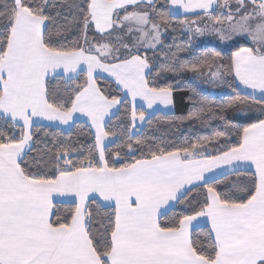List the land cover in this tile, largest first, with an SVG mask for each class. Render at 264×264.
<instances>
[{"label": "snow or ice", "instance_id": "1", "mask_svg": "<svg viewBox=\"0 0 264 264\" xmlns=\"http://www.w3.org/2000/svg\"><path fill=\"white\" fill-rule=\"evenodd\" d=\"M189 73L211 132L138 135ZM0 264H264V0H0Z\"/></svg>", "mask_w": 264, "mask_h": 264}, {"label": "trees", "instance_id": "2", "mask_svg": "<svg viewBox=\"0 0 264 264\" xmlns=\"http://www.w3.org/2000/svg\"><path fill=\"white\" fill-rule=\"evenodd\" d=\"M59 3L60 0H57ZM165 45H176L179 47H183L185 49L188 48V37L182 34L181 29L177 28L175 33L169 31L166 34L164 39ZM176 49L173 48V51ZM214 50L212 45H202V46H194L192 44L191 51L183 52L182 59H197L201 56L205 51ZM166 81L162 80L161 84H164ZM103 85V82H101ZM202 84H205L204 77H193L192 74L185 75L182 79H180L179 87L177 91L174 93L175 104L174 111L172 113H163L156 112L155 114L148 116V119L151 120V124L144 123L143 127L138 129L137 134L140 136L148 135L156 137H163L166 140H176L180 142L184 136H193L194 134L198 135H208L211 132V129L202 127L198 123L192 126L187 124L181 125L178 118L184 116L190 110H192V104L188 101V97H192L194 100H207L210 103L219 104L223 100L228 99L227 96L223 95H214L209 90H206L202 87ZM226 88V86H223ZM210 89V87H208ZM118 116L123 117V113H119ZM175 121V123H173ZM116 123H118L117 117L114 116L112 118V122L109 125V128L114 131H118L119 129L115 127ZM218 126V125H214ZM81 130L87 132V128L84 127V122L76 121L75 125L71 127V129H63V135L65 137L72 136L75 139L80 135ZM44 131H48L50 133L56 132L57 128L49 127L45 128ZM43 135V132L40 133ZM81 139H86V142L90 143L91 138H85L83 136Z\"/></svg>", "mask_w": 264, "mask_h": 264}, {"label": "rangeland", "instance_id": "3", "mask_svg": "<svg viewBox=\"0 0 264 264\" xmlns=\"http://www.w3.org/2000/svg\"><path fill=\"white\" fill-rule=\"evenodd\" d=\"M211 41V44H209L208 42ZM215 43V39L213 37H208L205 36L203 38H199L197 40L193 41V45L194 46H202V45H213ZM205 78V77H204ZM205 83L206 84H202V87L206 90H209L210 92H212L214 95H223L226 91L227 88L220 86V85H214L212 84L208 79L205 78ZM210 87V89L208 88ZM138 106H139V102H138ZM146 107V106H145ZM159 111L163 112V113H172L174 111L173 106L170 107L169 109H164L163 106H160ZM149 111V116L155 114L158 111L153 112L152 110H148ZM144 124L140 125L138 129H140L141 127H143ZM56 128V127H55Z\"/></svg>", "mask_w": 264, "mask_h": 264}, {"label": "crops", "instance_id": "4", "mask_svg": "<svg viewBox=\"0 0 264 264\" xmlns=\"http://www.w3.org/2000/svg\"><path fill=\"white\" fill-rule=\"evenodd\" d=\"M206 84V83H205ZM174 108V107H173ZM158 112H161V111H158ZM76 121H81V122H84V118H78ZM45 124H47L48 122H44ZM55 127V126H53ZM62 129H69L67 128V126H61Z\"/></svg>", "mask_w": 264, "mask_h": 264}]
</instances>
